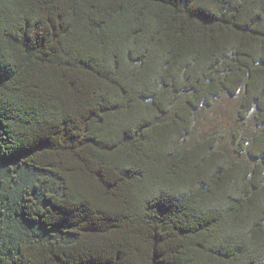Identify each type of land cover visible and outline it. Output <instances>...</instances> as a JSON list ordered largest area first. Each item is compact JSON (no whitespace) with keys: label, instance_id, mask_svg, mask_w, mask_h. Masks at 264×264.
I'll return each instance as SVG.
<instances>
[{"label":"trees","instance_id":"obj_1","mask_svg":"<svg viewBox=\"0 0 264 264\" xmlns=\"http://www.w3.org/2000/svg\"><path fill=\"white\" fill-rule=\"evenodd\" d=\"M0 264H264V0H0Z\"/></svg>","mask_w":264,"mask_h":264},{"label":"rangeland","instance_id":"obj_2","mask_svg":"<svg viewBox=\"0 0 264 264\" xmlns=\"http://www.w3.org/2000/svg\"><path fill=\"white\" fill-rule=\"evenodd\" d=\"M235 103V98L219 99L212 108L204 111V119L201 120L200 125L204 130L215 128L223 131L224 127L227 128L235 121Z\"/></svg>","mask_w":264,"mask_h":264}]
</instances>
